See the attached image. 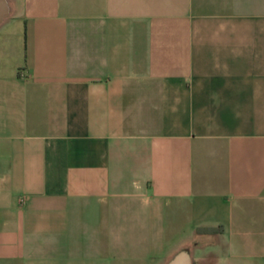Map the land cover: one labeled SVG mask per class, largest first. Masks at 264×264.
<instances>
[{
  "label": "crops",
  "instance_id": "0c3cea01",
  "mask_svg": "<svg viewBox=\"0 0 264 264\" xmlns=\"http://www.w3.org/2000/svg\"><path fill=\"white\" fill-rule=\"evenodd\" d=\"M183 250L264 264V0H0V264Z\"/></svg>",
  "mask_w": 264,
  "mask_h": 264
},
{
  "label": "water",
  "instance_id": "95a60500",
  "mask_svg": "<svg viewBox=\"0 0 264 264\" xmlns=\"http://www.w3.org/2000/svg\"><path fill=\"white\" fill-rule=\"evenodd\" d=\"M167 264H191V260L188 253L183 250L174 254Z\"/></svg>",
  "mask_w": 264,
  "mask_h": 264
},
{
  "label": "trees",
  "instance_id": "16d2710c",
  "mask_svg": "<svg viewBox=\"0 0 264 264\" xmlns=\"http://www.w3.org/2000/svg\"><path fill=\"white\" fill-rule=\"evenodd\" d=\"M206 230H208V231H212L213 229H212V228H206Z\"/></svg>",
  "mask_w": 264,
  "mask_h": 264
},
{
  "label": "rangeland",
  "instance_id": "374dc122",
  "mask_svg": "<svg viewBox=\"0 0 264 264\" xmlns=\"http://www.w3.org/2000/svg\"><path fill=\"white\" fill-rule=\"evenodd\" d=\"M184 251H186V250H184ZM169 260H170V259H169ZM169 260H168V261H169ZM168 261L166 262V264L168 263ZM191 264H194V263H193V262H191Z\"/></svg>",
  "mask_w": 264,
  "mask_h": 264
}]
</instances>
